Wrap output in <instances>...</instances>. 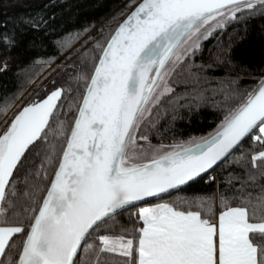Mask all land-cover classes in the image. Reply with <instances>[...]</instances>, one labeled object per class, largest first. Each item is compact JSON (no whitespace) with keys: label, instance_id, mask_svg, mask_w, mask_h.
Segmentation results:
<instances>
[{"label":"snow or ice","instance_id":"snow-or-ice-1","mask_svg":"<svg viewBox=\"0 0 264 264\" xmlns=\"http://www.w3.org/2000/svg\"><path fill=\"white\" fill-rule=\"evenodd\" d=\"M257 15L264 16V0H142L97 45L91 73L75 77L84 91L69 130L57 113L70 90L23 108L0 135V264H264V192L239 195L237 206L222 197L218 220L208 198L152 203L202 179L246 140L264 147V79L245 92L227 82L226 114L209 137L154 146L140 131L155 126L153 109L175 92L174 75L191 73L203 41ZM0 42L17 43L3 34ZM42 151L58 166L37 202L28 161ZM251 162L264 175V150ZM22 199L36 206L21 214ZM133 206L142 226L119 225L116 217Z\"/></svg>","mask_w":264,"mask_h":264},{"label":"trees","instance_id":"trees-1","mask_svg":"<svg viewBox=\"0 0 264 264\" xmlns=\"http://www.w3.org/2000/svg\"><path fill=\"white\" fill-rule=\"evenodd\" d=\"M141 0H0V34L15 36L16 46L9 49L0 42V122L24 96L27 104L36 103L57 88L70 90L59 102L63 105L57 118L63 121L64 130L71 128L84 91L83 82L75 77L90 74L94 59L100 55L97 45H106L110 36ZM39 24V27H33ZM227 63H217V60ZM6 65V67H3ZM211 65V67H209ZM179 71V70H178ZM191 73H198L197 82ZM191 73L184 71L171 80L175 92L166 96L154 109L158 117L154 127H145L146 134L156 144H179L191 139L209 137L219 128L226 114L222 88L228 81L245 92L256 88L264 79V16L257 15L240 23L229 24L203 41L196 54ZM42 74L34 89L32 82ZM203 99H195L197 96ZM244 96H240L242 101ZM155 120V119H154ZM57 152L65 141L52 139ZM264 150L260 144L246 140L210 174L184 186L164 201L173 203L182 198H208L214 204L217 219L221 212V198L231 199L237 206L239 195L253 196L264 192V175L252 167L251 157ZM43 165V167H41ZM58 166V161L48 163L43 151L29 158L27 179L29 195L35 193L36 201L43 197ZM37 172L46 176H37ZM23 179V177H22ZM24 184L18 188H24ZM36 206L22 199L18 212ZM140 206H144L141 204ZM207 206V204H206ZM133 206L116 217L121 226L138 228ZM23 223L27 225L28 220ZM21 241L17 240V246ZM19 248L9 257L14 259ZM7 264V259L4 260Z\"/></svg>","mask_w":264,"mask_h":264},{"label":"rangeland","instance_id":"rangeland-1","mask_svg":"<svg viewBox=\"0 0 264 264\" xmlns=\"http://www.w3.org/2000/svg\"><path fill=\"white\" fill-rule=\"evenodd\" d=\"M139 3V2H138ZM137 3V4H138ZM136 4V5H137ZM43 75H45V74H42L35 82H32V84L30 85V88L28 89V91H30V90H32V89H34L33 87L38 83V81H39V79L43 76ZM169 84L171 85L172 83H171V80L169 81ZM172 87H173V85H171ZM174 88V87H173ZM58 89V88H57ZM56 90V89H55ZM54 91V90H53ZM51 93V92H50ZM49 93V94H50ZM48 94V95H49ZM47 95V96H48ZM24 96L25 95H23V97H21L19 100H18V102L15 104V105H13L11 108H10V110L7 112V114L4 116V118H3V120L0 122V135H2L6 130H7V128L10 126V124L12 123V121L14 120V118H15V116L16 115H18L22 110H23V108H25V107H27V106H29V105H31V104H27L29 101H27V100H23V98H24ZM46 96V97H47ZM45 97V98H46ZM45 98H43V99H45ZM42 99V100H43ZM42 100H40V101H42ZM40 101H38V102H40ZM155 109V108H154ZM154 109H153V116L151 117V119L155 122L156 121V119H158V117L155 115V113H154ZM155 119V120H154ZM145 127L146 126H142L141 127V133L142 134H146V131H145ZM147 135V134H146ZM149 140L151 141V144L152 145H154V146H158V145H161V144H156V143H153V141L149 138ZM196 140H199V139H196ZM186 142H188V141H186ZM141 143H143V142H141ZM163 145H173V144H163ZM167 150V149H166Z\"/></svg>","mask_w":264,"mask_h":264},{"label":"water","instance_id":"water-1","mask_svg":"<svg viewBox=\"0 0 264 264\" xmlns=\"http://www.w3.org/2000/svg\"><path fill=\"white\" fill-rule=\"evenodd\" d=\"M142 2V0L139 2V3H141ZM139 3L131 10V12L126 16V18L123 20V22L127 19V17L135 10V8L136 7H138V5H139ZM122 22V23H123ZM119 27V26H118ZM117 30V29H116ZM235 151V150H234ZM233 151V152H234ZM233 154V153H232ZM231 156V155H230ZM229 158V157H228ZM227 159V158H226ZM223 162H225V161H222V162H220V164H218L217 166H215L213 169H211V170H209V173H205V174H203V176L204 175H206V174H210L212 171H214L218 166H220ZM153 200H155V199H153ZM152 200V201H153ZM141 204H143V202L141 203Z\"/></svg>","mask_w":264,"mask_h":264},{"label":"crops","instance_id":"crops-1","mask_svg":"<svg viewBox=\"0 0 264 264\" xmlns=\"http://www.w3.org/2000/svg\"><path fill=\"white\" fill-rule=\"evenodd\" d=\"M159 203V202H158ZM219 216V215H218ZM217 220H218V217H217Z\"/></svg>","mask_w":264,"mask_h":264}]
</instances>
